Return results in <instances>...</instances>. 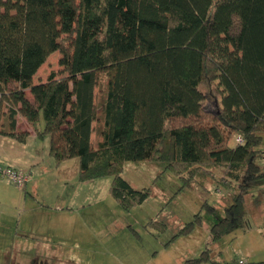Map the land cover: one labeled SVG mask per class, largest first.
Wrapping results in <instances>:
<instances>
[{"label":"trees","instance_id":"obj_1","mask_svg":"<svg viewBox=\"0 0 264 264\" xmlns=\"http://www.w3.org/2000/svg\"><path fill=\"white\" fill-rule=\"evenodd\" d=\"M56 52L61 72L34 83ZM18 115L82 182L112 177L124 209L150 196L125 165L161 162L182 190L228 193L210 244L245 231L247 197L264 192V0H0V134L24 143ZM211 252L185 264H219Z\"/></svg>","mask_w":264,"mask_h":264},{"label":"rangeland","instance_id":"obj_2","mask_svg":"<svg viewBox=\"0 0 264 264\" xmlns=\"http://www.w3.org/2000/svg\"><path fill=\"white\" fill-rule=\"evenodd\" d=\"M61 57L59 52L52 54L34 83L60 73ZM25 126L20 124V131ZM260 150L264 153V136ZM27 151L28 157L41 161L31 167L41 173L37 193L0 177V264H36L39 254L53 256L48 247L54 246L60 264H185L205 251L211 227L224 218L230 204L228 193L218 189L217 182L204 188L202 181L182 190V181L164 163L141 162L127 163L122 177L135 190H150V196L126 210L111 194L112 177L82 182L77 159L58 165L50 155L49 136L32 141ZM260 164L264 168V159ZM217 175L221 176L220 171ZM58 198L68 204L59 212L48 207ZM205 204L215 207L214 213ZM246 207L249 229L228 236L240 237L233 246L227 239L217 243L216 249L232 255V248L244 243L242 237H263L264 197L258 196V189L251 191ZM198 214L202 222L191 234L181 235Z\"/></svg>","mask_w":264,"mask_h":264},{"label":"crops","instance_id":"obj_3","mask_svg":"<svg viewBox=\"0 0 264 264\" xmlns=\"http://www.w3.org/2000/svg\"><path fill=\"white\" fill-rule=\"evenodd\" d=\"M28 98L32 99L31 94L28 93ZM3 118V122H5V117ZM25 124V131H29L31 135L28 137L26 142L21 143L17 141L16 139L8 136H4L0 134V165L2 167H12L18 170H21L25 173H29L30 176L29 181L26 183L24 187L21 189H24L25 191L30 190L31 193H37L38 184L37 181L39 180L41 173L36 172L33 170L34 166H38L40 164L39 158H33V155H29L28 157V146L32 141L37 140V136L35 133L32 132L30 125L27 123L26 119L21 117L20 115L17 116V128L20 130V124ZM22 130V129H21ZM65 164V163H64ZM31 168V169H30ZM2 178V177H1ZM3 179V178H2ZM3 180H0V183H2ZM40 183V181H39ZM258 196L264 197V192L261 189H258ZM62 198H58V202L54 204H50L48 207L55 208V211L59 212L63 205L61 201ZM47 205V204H46ZM68 207V206H67ZM42 208V207H40ZM250 224V220H249ZM251 225V224H250ZM249 229V228H248ZM247 229V230H248ZM262 229V235L263 237H242L241 240H243V244L237 247L232 248L233 254L225 253L219 249H216L215 245L219 242H222L224 240L229 239L232 246L234 245L233 242L237 241L240 237H225L219 242L210 244V237L207 240L208 244L206 248H211V257L214 262L219 264H232L236 263L239 264V261H244L246 264H259L264 262V227ZM246 231V230H245ZM243 232L240 231L239 234ZM238 234V235H239ZM245 238V239H244ZM50 251L53 252V256H47L45 255H37L39 257V262L37 259L36 264H60L59 258H57L58 251L56 250V247L54 246L52 249L51 247H48ZM236 249V251L234 250ZM211 264V263H206Z\"/></svg>","mask_w":264,"mask_h":264},{"label":"built area","instance_id":"obj_4","mask_svg":"<svg viewBox=\"0 0 264 264\" xmlns=\"http://www.w3.org/2000/svg\"><path fill=\"white\" fill-rule=\"evenodd\" d=\"M237 142H242L241 138L236 139ZM0 177H3L10 181L11 183L15 184L16 186L22 188L26 185L29 181L30 176L18 169L12 167H2L0 166ZM239 264H246L244 261H239Z\"/></svg>","mask_w":264,"mask_h":264}]
</instances>
